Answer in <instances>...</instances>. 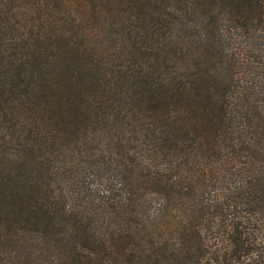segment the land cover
Listing matches in <instances>:
<instances>
[{
    "label": "trees",
    "instance_id": "trees-1",
    "mask_svg": "<svg viewBox=\"0 0 264 264\" xmlns=\"http://www.w3.org/2000/svg\"><path fill=\"white\" fill-rule=\"evenodd\" d=\"M0 264H264V0H0Z\"/></svg>",
    "mask_w": 264,
    "mask_h": 264
}]
</instances>
